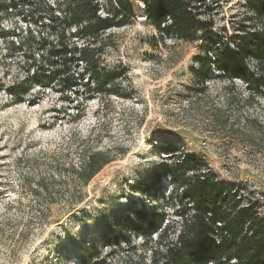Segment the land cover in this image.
I'll return each instance as SVG.
<instances>
[{"label": "rangeland", "instance_id": "1", "mask_svg": "<svg viewBox=\"0 0 264 264\" xmlns=\"http://www.w3.org/2000/svg\"><path fill=\"white\" fill-rule=\"evenodd\" d=\"M129 1L135 16L104 36L109 42L105 61L127 71L131 97L104 98L103 107L99 98L85 102L81 96L39 87L23 103H14L6 88L23 78L24 65L20 58H9L6 44L0 43V264H82L80 254L92 243L103 254L113 252L116 262L156 264L154 242L117 224L131 205L151 206L161 198L158 190L144 196L140 188L168 163L157 146L169 142L206 159L221 180L245 188L264 215V95L247 99L249 90L242 80L216 77L206 87L200 85L195 70L196 57L203 54L202 39L162 38L143 2ZM100 2L113 8L108 0ZM206 3L212 11L205 18L220 35H231L248 23L247 0ZM29 6L23 1L11 9L2 27L26 30ZM31 100L38 102L33 105ZM90 134L97 149L118 155L89 183L83 203L64 217L57 207L51 224L31 229L13 210L2 214L8 202L33 200L22 185L34 182L51 154L72 145V138ZM163 181L162 193L168 194L170 179ZM160 203L168 220H178L167 200ZM111 228L130 236L131 242L123 240L117 248L103 242Z\"/></svg>", "mask_w": 264, "mask_h": 264}, {"label": "trees", "instance_id": "2", "mask_svg": "<svg viewBox=\"0 0 264 264\" xmlns=\"http://www.w3.org/2000/svg\"><path fill=\"white\" fill-rule=\"evenodd\" d=\"M23 1L30 3L26 10L30 26L19 32L3 28L9 11ZM108 1L113 8L100 0H0V43L6 44L9 58H20L24 65L23 78L6 88L14 103H23L36 87L81 96L85 102L99 98L102 107L104 98L131 97L125 83L127 71L105 61L109 42L104 34L127 25L135 10L129 0ZM141 1L162 38L202 39L203 54L196 57L199 68L195 70L200 85L206 87L216 77L242 80L249 90L247 99L264 95V0H247L248 23L231 35L214 31L213 22L205 18L212 11L206 0ZM91 137L72 138V145L51 154L34 182L22 185L33 200L8 202L2 214L13 210L26 218L24 227L31 229L36 224H51L57 207L62 208L61 217L73 212L88 198L89 183L118 155L97 149ZM157 152L168 163L151 174L140 191L144 196L160 191L161 198L151 206L131 205L117 224L120 229L154 242L156 264H264V215L258 201L245 188L221 180L206 159L175 142L157 146ZM165 177L172 185L168 194L161 190ZM164 200L178 220L167 219L160 203ZM10 222L4 221L5 229ZM123 240L131 242L130 236L114 228L103 237L113 248ZM112 253L103 254L92 243L81 252V263L137 264L116 262Z\"/></svg>", "mask_w": 264, "mask_h": 264}]
</instances>
